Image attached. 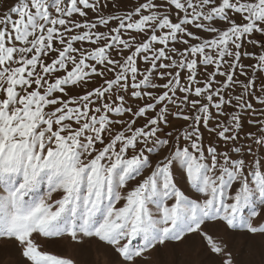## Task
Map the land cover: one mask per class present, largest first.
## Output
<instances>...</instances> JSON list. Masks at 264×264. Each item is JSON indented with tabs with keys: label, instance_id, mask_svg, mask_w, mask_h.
I'll use <instances>...</instances> for the list:
<instances>
[{
	"label": "snow or ice",
	"instance_id": "1",
	"mask_svg": "<svg viewBox=\"0 0 264 264\" xmlns=\"http://www.w3.org/2000/svg\"><path fill=\"white\" fill-rule=\"evenodd\" d=\"M108 6L18 0L0 18V245L15 242L27 264H75L35 237L94 238L112 264H146L199 235L211 264H237L203 226L264 238V215H243L257 194L264 205V166L238 143L264 149V127L244 132L243 115L255 114L248 69L264 72V0H135L122 15ZM205 132L226 150L206 146Z\"/></svg>",
	"mask_w": 264,
	"mask_h": 264
},
{
	"label": "rangeland",
	"instance_id": "2",
	"mask_svg": "<svg viewBox=\"0 0 264 264\" xmlns=\"http://www.w3.org/2000/svg\"><path fill=\"white\" fill-rule=\"evenodd\" d=\"M17 2L18 0H0V18H3ZM134 3L135 0H131L126 6L114 9L111 0H109L106 14L122 15L125 9L131 10ZM92 15L93 14L90 12L89 16L92 17ZM13 18L16 17L14 16ZM246 50L256 55L261 54L259 48H253L251 45H247ZM243 63L245 65H251L255 63V60L245 57ZM209 70L211 71V69ZM248 73L250 77L255 79V84L250 90L252 95L246 96L245 98L253 103L255 114H250L248 111L243 113L245 117L244 132L253 133L258 137L260 135L259 129L264 126L260 124H248L247 121L249 119L253 121L264 120V116L260 115V112L264 110V106L257 103L254 99V97L262 95L260 89L261 85L264 84V72H253L249 68ZM239 79L246 81L248 77L240 76ZM231 91L233 95H237L241 93V88L237 86ZM178 130L179 129L176 127L166 128V131H172L173 133ZM241 136L243 137L244 133H241ZM204 143L206 146L214 144L219 151L226 150L223 142L218 141L214 135L209 136L207 132H205ZM238 143L243 145L245 150L248 145H252L253 152L251 154L246 153L245 155L246 161L249 164H251L253 158H255L261 160L262 166H264V149L257 148L252 144V140L249 139H242ZM228 147H232V145ZM129 155H131V152ZM149 155L153 164H155L156 160L162 158L157 152H153ZM150 171L151 169L145 171L144 176H147ZM175 178L179 181L178 187H181L182 190L192 198L194 190L189 188L185 179L179 172L175 174ZM139 179H143V177ZM138 182V180L132 181L129 184V189ZM44 190H46V185L42 186L41 194ZM127 190L128 189H125V191ZM55 198L54 196V199ZM254 209L259 211L261 215H264V205H261V198L258 194L253 197L252 205L244 209L243 215L246 217L249 216ZM257 222L258 218H253V223ZM203 228L205 231H208L209 234H212L216 238L223 239L228 244V249L235 257L237 264H264V244L261 243L264 238L249 236L243 229L218 230V225L210 222H206ZM35 239L41 244L43 251L70 258L74 260L75 264H112V259L115 256V253L110 247L99 244L94 238H84L82 242H76L71 241L69 237L49 240L37 235ZM133 243L139 246L143 241L137 238ZM148 256L149 259L146 264H211L212 259H214L205 247L203 238L199 235H190L183 243H167L163 247H159L158 250L149 253ZM0 264H27V261L22 260L20 257L19 249L15 247V242H9L6 246L0 245Z\"/></svg>",
	"mask_w": 264,
	"mask_h": 264
}]
</instances>
